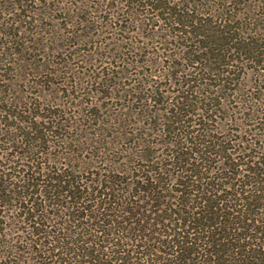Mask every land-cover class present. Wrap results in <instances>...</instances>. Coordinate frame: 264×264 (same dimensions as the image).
<instances>
[{
  "label": "trees",
  "instance_id": "1",
  "mask_svg": "<svg viewBox=\"0 0 264 264\" xmlns=\"http://www.w3.org/2000/svg\"><path fill=\"white\" fill-rule=\"evenodd\" d=\"M180 1L125 2L121 23L146 10L145 40L178 48L184 65L162 73L166 96L139 97V81L122 91L135 106L125 112L137 107L160 138L134 123L103 167L99 134L82 135L96 126L0 79V264H264V69L248 89L234 70L239 58L264 68V37ZM135 46H114L122 68L103 71L101 90L142 62L146 45Z\"/></svg>",
  "mask_w": 264,
  "mask_h": 264
},
{
  "label": "rangeland",
  "instance_id": "2",
  "mask_svg": "<svg viewBox=\"0 0 264 264\" xmlns=\"http://www.w3.org/2000/svg\"><path fill=\"white\" fill-rule=\"evenodd\" d=\"M198 1L203 5L201 10L205 13H212L218 18L221 13L237 17L235 25L246 33L243 35L255 32L258 37H264V0ZM125 2L128 0H0V43L4 45L0 61L10 62L7 73L2 72L0 76L2 84L7 83V78H13L15 85L12 89L15 92L32 98L39 93V101L66 111L72 117L70 122L76 119L85 127L89 124L96 126L100 131L87 130L82 135L92 137V133L99 134L102 157L109 160L96 164L101 167L107 165L111 158L115 159L112 154L117 147L114 146L115 142H119L121 137H128L124 133L134 129V123L138 125L136 127H139L140 133L144 134L143 137L150 135L144 137L148 142L155 143L160 138L153 135L154 129H150L152 119L137 115V107L133 113L125 112L127 106L132 109L135 106L132 102H127L129 97L125 100L121 97L122 91L131 92L130 87L136 86L139 81L144 90L139 97L142 98L143 92L148 95L156 88L159 89V94L166 96L169 81L166 77H161L162 73L176 71L184 65V61L174 54L179 51L178 48L163 44H154V48L151 42L145 40L151 34L149 26H144L142 13L145 15L146 10L134 6L131 15L136 21L121 23V20L128 18L125 12L130 10ZM138 10H142V13ZM149 23L155 24L154 20ZM135 44L139 47L146 45L142 62L138 65L133 63L136 65L133 69L128 67L129 75L127 72L119 73L117 76L123 77L122 79L106 81L111 84L112 89L101 90L98 83L104 75L103 71H110L112 67L119 65L118 61L113 63L111 58L119 56L121 59L124 56L118 51H112L114 46H119L122 53L126 48L136 47ZM161 48H165L164 53L171 56L161 54ZM148 53H157L160 57ZM143 59H150V62L145 63ZM234 65L237 67L232 69L240 75L245 89L250 86L254 88L257 75L262 74L264 68L258 69L242 58ZM119 67L122 68V65ZM135 71L139 73L138 77L131 76ZM143 103L151 105L150 109L155 107L153 102ZM164 105L160 104L158 107L163 108ZM120 125L123 127L119 128ZM110 141H114L113 145ZM97 146L94 148H98Z\"/></svg>",
  "mask_w": 264,
  "mask_h": 264
}]
</instances>
